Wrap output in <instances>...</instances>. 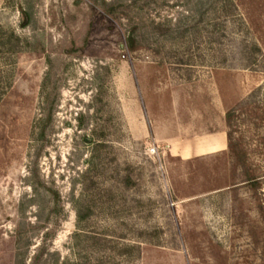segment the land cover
I'll return each instance as SVG.
<instances>
[{
    "label": "rangeland",
    "instance_id": "374dc122",
    "mask_svg": "<svg viewBox=\"0 0 264 264\" xmlns=\"http://www.w3.org/2000/svg\"><path fill=\"white\" fill-rule=\"evenodd\" d=\"M0 264H264V0H0Z\"/></svg>",
    "mask_w": 264,
    "mask_h": 264
}]
</instances>
